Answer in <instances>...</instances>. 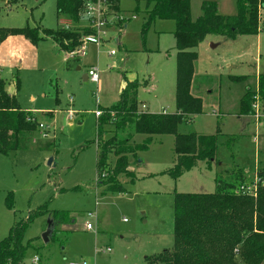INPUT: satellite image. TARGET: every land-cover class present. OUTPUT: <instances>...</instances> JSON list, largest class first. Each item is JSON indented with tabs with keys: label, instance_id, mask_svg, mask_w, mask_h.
Here are the masks:
<instances>
[{
	"label": "rangeland",
	"instance_id": "obj_1",
	"mask_svg": "<svg viewBox=\"0 0 264 264\" xmlns=\"http://www.w3.org/2000/svg\"><path fill=\"white\" fill-rule=\"evenodd\" d=\"M202 1L191 0L193 20L202 14ZM221 1L226 15L237 13V0ZM120 7L119 13L103 16L105 25L99 31L91 27L86 13L71 27L94 30L82 41L96 36L100 44L98 84L85 79L88 68L81 65L79 54L65 60L50 40L37 43L36 66L15 69L14 75L10 68L3 70L8 82L18 75L20 107L35 111L44 125L26 149L0 152V241L32 216L24 238L30 242L24 262L38 255L41 264H152L149 257L174 245L176 193H214L217 179H228L238 168L245 172V183H253L256 169L264 168V105L261 101L263 124L240 110L247 89H258L257 74H264L263 16L260 32L242 35L230 50L224 44L212 48L211 43L220 40L216 35L208 36L200 49L191 92L203 100V113L185 119L178 132L217 134L218 160L200 161L174 178L168 171L176 164L175 135H154L148 150L128 155L134 176H121L123 192L106 191L97 183L96 111L119 102L125 74L146 83L138 92L139 110L176 112L175 21L157 19L144 35L147 4L122 0ZM62 19L56 0H0V28L29 26L45 37L43 29L64 27ZM239 66L244 69L239 73L250 78L237 72L229 76L240 82L234 83L227 76ZM146 137L135 134L133 141L141 144ZM231 137L237 139L229 145ZM115 162L110 154L109 167ZM56 211L69 213L66 223L53 222ZM50 222L55 228L45 242Z\"/></svg>",
	"mask_w": 264,
	"mask_h": 264
},
{
	"label": "trees",
	"instance_id": "obj_2",
	"mask_svg": "<svg viewBox=\"0 0 264 264\" xmlns=\"http://www.w3.org/2000/svg\"><path fill=\"white\" fill-rule=\"evenodd\" d=\"M97 0H56L57 15L67 20L62 28L47 29L39 36L34 28H0V45L11 35H23L33 44L46 38L53 39L66 52L82 45L84 36L93 34L89 28L78 25L85 6ZM106 15L120 12L122 0H102ZM147 4V20L143 24L145 35L157 19L174 20L176 28V108L175 113L140 111L139 89L146 85L131 81L125 75L119 102L106 108L98 118L97 183L106 191L123 192L121 176L133 177L129 157L148 150L154 135H175L176 164L168 173L179 178L200 161L218 160V135L179 133L182 122L191 115L203 113V100L192 94L191 87L198 59L197 47L208 36L216 35L234 40L240 35L260 32L264 16V0H237V13L223 15L217 0H204L202 14L193 20L191 0H134ZM151 6V8H149ZM126 25L124 24L123 27ZM83 29V30H81ZM15 93L8 90L9 82L0 78V152L8 154L26 149L39 133V123L31 111L24 110L17 101L20 88L18 75L13 78ZM247 89L241 99V113L253 114L254 95ZM258 93L264 105V74L258 77ZM112 127V129L110 127ZM109 127V128H106ZM111 133L108 138L104 135ZM135 134L146 139L138 144ZM237 138L231 137V145ZM116 157L115 166L109 167V155ZM108 171V172H107ZM259 178L257 195H244L240 191L245 183L242 168L234 170L226 180L217 179L214 193H176L174 196V245L148 258L152 264H264V168H257ZM38 210L36 215H40ZM68 212L56 211L55 224L66 223ZM32 216L28 218L31 221ZM14 226L0 241V264H22L30 242L25 243L27 223Z\"/></svg>",
	"mask_w": 264,
	"mask_h": 264
},
{
	"label": "crops",
	"instance_id": "obj_3",
	"mask_svg": "<svg viewBox=\"0 0 264 264\" xmlns=\"http://www.w3.org/2000/svg\"><path fill=\"white\" fill-rule=\"evenodd\" d=\"M217 2L219 4V12L221 14H223V15H226L224 13V11H223V3H222V1L221 0L220 1L217 0ZM230 12L231 13H227V15H234L232 13V11H230ZM61 21H62L63 25L65 26L67 20L62 19ZM241 36L242 35L238 36L234 40H229V39H227L225 37H221L220 36V40L216 44L213 43V42L211 43L212 48H215L216 46H220V45L224 44L226 46L225 48L228 47L229 50H230L232 48L233 42L236 41ZM44 40L52 41L53 50L54 51L58 50V51H61L62 53H64L65 60H67L68 57H74V56H70L68 52L63 51L53 39L46 38ZM202 45H203V43L201 45H199V47H197V49H196V51L198 52V58H199L201 47H204ZM98 46H100V44L95 43V42L88 43L86 45V54H85V56L77 57L78 60L81 62V65L83 64L84 66H86L88 68V70L90 68H92V67H97L98 69L100 67L99 66L100 64H99V48H98ZM37 50H38L37 44H33L29 39H27L23 35H11V36L7 37L0 45V75H1V77L6 79L3 76V70L6 69V68H10V70H11L10 72H12V75H14L13 73H14L15 69L20 70V69H22L24 67H33L34 64L36 66L37 63H39V54H38ZM74 58H76V57H74ZM237 59H240V57L237 58ZM241 59H243V57H241ZM197 61H198V59H197ZM197 61H196V63H197ZM226 66L231 68L230 67V63H227ZM195 67H196V65H195ZM80 68L81 67L79 66V69ZM237 69L238 70H236L235 72H232V73L228 74L227 77H228L229 80H230L229 76L236 75L237 72L239 73V71L244 70L243 67L241 68L240 66L237 67ZM239 74H244V75L248 76V78H250V76L247 73H239ZM260 74H262V73L257 74V78H256L257 79V84H258V77H259ZM12 75H11V78H10L11 80L9 81V84L11 83L12 86L10 85V87H8V90H9L10 93H15V91H14L15 89H13V87L15 88V82L13 80L14 77L12 78ZM195 76L196 75L194 73L193 80H195ZM87 79H89L88 75H87ZM123 79H124V77H123ZM129 80L134 81V80H138V79L129 78ZM12 81H13V84H12ZM230 81H232V80H230ZM123 82H124V80H123ZM232 82L240 83V82H235V81H232ZM241 82L244 83V81H241ZM124 85H125V82H124L122 88L124 87ZM122 88H121V91H122ZM191 90L193 92V82H192ZM120 95H121V92H120ZM175 96H176V85H175ZM240 104H241V100H240ZM146 107L147 106L144 104L142 109H145ZM24 110H26V109H24ZM240 110H241V105H240ZM27 111H31V110L27 109ZM140 111H143V110H140ZM176 111H177V108H176ZM31 112L36 113L35 111H31ZM249 115H251V114H249ZM261 123L263 124L262 121H261Z\"/></svg>",
	"mask_w": 264,
	"mask_h": 264
},
{
	"label": "built area",
	"instance_id": "obj_4",
	"mask_svg": "<svg viewBox=\"0 0 264 264\" xmlns=\"http://www.w3.org/2000/svg\"><path fill=\"white\" fill-rule=\"evenodd\" d=\"M99 1V2H98ZM96 5H99L97 7ZM106 7L105 4L102 0H97L96 2H89L85 6L84 13H86L89 17V20L91 22V27L100 30L102 25H105V22L103 21V16L106 15ZM90 42H96L99 44L96 36L94 37H86L85 39V44L83 43L80 48L69 52L70 56H75L76 54H79V56H85L86 54V45ZM114 50L111 51V54H114ZM88 78L95 83H99L100 81V71L97 67H92L88 70ZM257 92L254 95V102H253V116L258 120L259 123H261V99L258 93V89L256 90ZM103 114V111L98 109L96 111V116L99 118ZM73 113L70 111V119L72 118ZM262 124V123H261ZM39 127L43 128V124H39ZM43 134V133H42ZM258 185H259V178L257 175H255V180L253 183H244L240 187V191L244 195H254L256 196L257 190H258ZM88 229H92V225L90 223L87 224L86 226ZM22 264H41V258L38 255H35L29 262H22Z\"/></svg>",
	"mask_w": 264,
	"mask_h": 264
},
{
	"label": "water",
	"instance_id": "obj_5",
	"mask_svg": "<svg viewBox=\"0 0 264 264\" xmlns=\"http://www.w3.org/2000/svg\"><path fill=\"white\" fill-rule=\"evenodd\" d=\"M85 79H87V76H85ZM52 162V159L50 160V164ZM55 226L50 222L48 225V229L47 231L43 234V238L45 240V242H49L50 236L52 235L53 231H54Z\"/></svg>",
	"mask_w": 264,
	"mask_h": 264
}]
</instances>
